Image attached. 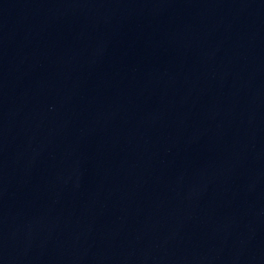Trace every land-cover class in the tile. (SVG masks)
<instances>
[{
    "label": "water",
    "instance_id": "95a60500",
    "mask_svg": "<svg viewBox=\"0 0 264 264\" xmlns=\"http://www.w3.org/2000/svg\"><path fill=\"white\" fill-rule=\"evenodd\" d=\"M0 264H264V0H0Z\"/></svg>",
    "mask_w": 264,
    "mask_h": 264
}]
</instances>
